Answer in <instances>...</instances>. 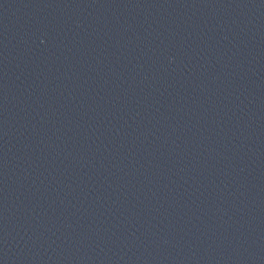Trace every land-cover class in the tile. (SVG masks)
Segmentation results:
<instances>
[{"label": "water", "instance_id": "obj_1", "mask_svg": "<svg viewBox=\"0 0 264 264\" xmlns=\"http://www.w3.org/2000/svg\"><path fill=\"white\" fill-rule=\"evenodd\" d=\"M0 264H264V0H0Z\"/></svg>", "mask_w": 264, "mask_h": 264}]
</instances>
